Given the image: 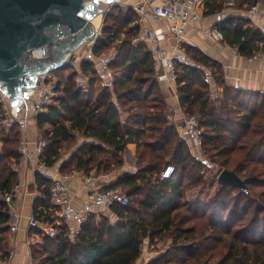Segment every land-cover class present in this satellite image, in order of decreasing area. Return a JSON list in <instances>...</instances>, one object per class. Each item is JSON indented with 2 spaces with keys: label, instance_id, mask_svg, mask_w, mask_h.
<instances>
[{
  "label": "trees",
  "instance_id": "1",
  "mask_svg": "<svg viewBox=\"0 0 264 264\" xmlns=\"http://www.w3.org/2000/svg\"><path fill=\"white\" fill-rule=\"evenodd\" d=\"M255 1L262 0H234V5L248 9ZM221 5L222 0H206V13ZM135 16L131 7L112 6L92 48L98 56L122 42L107 65L121 72L112 86L97 84L95 59L82 60L79 70L70 63L61 65L53 72L64 68L69 72L65 78L59 77L58 95L35 118L37 140L46 141L38 158L44 166L56 164L63 143H74V131L82 134L85 141L59 165L64 173L74 168L86 173L118 169L126 144L134 143L135 170L123 171L103 186L125 194L128 203H116L111 208L113 220L108 215L90 213L73 238L65 222L55 224L56 234L41 235L42 247L32 251L36 264H133L145 238L154 244L161 238L170 239L146 264H264V93L225 85L220 66L214 69L208 58L190 50L198 64L177 66L175 91L183 111L198 118L201 149L209 162L196 157L167 118L148 50L142 46L133 60L125 53V39L137 27L131 24ZM247 21L237 15L228 17L221 23V32L223 40L238 53L252 57L264 52L260 49L264 34H245ZM199 65L215 71L211 78L221 87L218 95H211ZM80 72L90 74L83 86L77 85ZM123 116L127 121L121 120ZM47 124L50 128L44 127ZM0 139L3 259L10 219L3 196L18 180L19 132L16 128L3 130ZM167 163L174 165V171L170 177L160 178V170ZM208 163L233 170L245 186L217 182L218 188L206 200H188L187 189L198 190L207 184L208 177L201 170ZM35 181L39 195L33 201V215L52 222V180L37 173ZM194 218L202 219L204 226L191 223Z\"/></svg>",
  "mask_w": 264,
  "mask_h": 264
},
{
  "label": "crops",
  "instance_id": "2",
  "mask_svg": "<svg viewBox=\"0 0 264 264\" xmlns=\"http://www.w3.org/2000/svg\"><path fill=\"white\" fill-rule=\"evenodd\" d=\"M140 0H113L115 4L125 9L132 6L134 3ZM152 2H157L159 0H150ZM222 0L221 8L213 11L211 13H206V0H198L193 10L196 12L199 17L193 19L186 26V32L184 37L182 38L183 47L186 49L187 54V63L190 64H198L196 60H194L190 56V50H194L200 53L202 57L208 58V61L212 64H215L213 68H216V65L220 66L222 73V83L232 88L246 89L254 92L264 93V56H252L247 57L240 53H232L230 52L227 44L223 39L219 40L214 38L211 35V29L217 28L221 29V23L232 16H240L248 18L247 23L244 25L245 34L254 37L256 33L260 32L264 34V17H260L256 14H251L248 9H243L239 7H234V0ZM261 4L263 1H260ZM105 1L99 0L97 7H99L100 12L97 13L93 19L91 20L92 26L99 25V21H102L103 10L108 6ZM256 15V16H255ZM150 24V26H155L156 23L153 21L146 22ZM139 27L137 25L136 28L131 29L129 32L128 38L125 39L123 44V48L125 50L126 55L129 59H134L142 46H144L139 41ZM122 42L119 40L118 46H121ZM174 45L173 41L168 42V46L172 47ZM85 48V42L80 43L77 47L70 50L63 63H70L76 70H79V63L74 60L78 58V56L82 55ZM47 58V57H44ZM204 70V74H208L211 72L210 67H205L204 65H199ZM160 69V66H154V69ZM212 68V67H211ZM209 71V72H208ZM214 71V70H213ZM59 72L63 73V75L68 73V69H60ZM79 73L78 79L85 75ZM88 76V75H87ZM89 77V76H88ZM61 78V77H60ZM210 76L206 77L210 92L212 95L215 93L219 94L221 87L214 82V80L209 79ZM158 85L160 87V92L163 96L164 102L166 103L167 110V118L171 123H173L178 131L180 130V120L182 116V107L180 106L178 95L175 91V82L173 80H158ZM172 86V87H171ZM37 94L36 92V81L35 85L29 92L27 97H24L22 100L18 102V107L15 106L14 101L5 96V101L8 109L14 114L23 115L25 113L31 112V100ZM17 129V128H16ZM18 130V129H17ZM0 130V134H1ZM5 131V130H4ZM19 132V141L21 144V132ZM25 135L30 140H36L39 135V130L36 127L35 121L31 120L28 122V126L25 132ZM89 140V139H86ZM85 140L83 139V142ZM2 142L0 139V146ZM20 147V145H19ZM135 152L136 146L134 143L126 144V151L123 156V163L121 167L118 169H114L111 171H103V172H95L91 171L90 174L96 176V183L98 186L103 188V186L111 184L117 174L123 171H133L135 170ZM59 164H54L52 166H44L38 160L34 159L29 162H24L20 158L18 169V180H17V192L16 196L11 200L9 204L10 212H16L19 215L18 219V227L14 232L6 231L7 233V253L4 255L5 264H36V260L33 258V249L34 247L41 248L43 245L42 237L40 232L36 230H28L26 228L29 217L33 214V201L34 198L39 195V190L37 183L35 181V176L37 173L41 174V176L48 177L52 180L54 177L63 176L68 174L69 172L60 171ZM81 170V169H80ZM101 174H106L103 176ZM68 188L72 194V200L74 205L81 206L86 196V188L83 184H80L76 178H68L67 180ZM102 209L95 210L93 213L98 216L102 213ZM110 213L111 210H109ZM50 215H54V213H49ZM109 215V214H106ZM113 215V214H110ZM109 215V216H110ZM114 217V215H113ZM69 230V235L73 238V225L71 222L65 223ZM154 243H150L147 238L144 239L141 252L138 258L134 261L133 264H146L147 261L157 256L160 251L153 249ZM11 252V255L8 256V252Z\"/></svg>",
  "mask_w": 264,
  "mask_h": 264
},
{
  "label": "built area",
  "instance_id": "3",
  "mask_svg": "<svg viewBox=\"0 0 264 264\" xmlns=\"http://www.w3.org/2000/svg\"><path fill=\"white\" fill-rule=\"evenodd\" d=\"M198 0H159L152 2L150 0H140L134 3L131 9L135 13V18L131 24L138 25L139 41L148 50L153 65L160 66V69L155 68V76L157 80H173L175 82V73L177 66L187 61V56L182 44V38L186 32V26L193 19L199 17L194 12L193 8ZM255 1L249 8L251 14L264 17V0ZM112 7L110 3L104 10L102 21L99 25L94 26V34L85 41V48L82 55L74 61L81 62L84 59H95L97 64L107 66L118 53V47H112L107 52L101 53L98 56L93 54V46L96 43L97 37L100 35L103 27L105 15ZM153 21L155 26H150L146 22ZM211 35L219 40L223 39L221 30L217 28L211 29ZM173 41L172 47L168 46V42ZM230 52L238 53L237 49L227 44ZM259 56H264V52L259 53ZM73 64V63H72ZM88 79L87 74L77 80L78 86H83ZM59 78L55 76L53 71L45 72L37 76L36 92L31 100V112L23 115L12 113L6 104L5 96L0 91V130L8 131L12 128H17L21 132V144L19 147L20 158L24 162H29L34 159L38 160L39 154L44 150L46 141L30 140L26 137L25 132L28 122L35 121L36 116L44 111L47 105L58 95ZM172 87V86H171ZM199 121L195 114L182 111L180 120L179 136L185 140L190 151L196 157L202 156L201 149V132ZM39 161V160H38ZM174 171V165L167 163L160 170V178H168ZM103 175V174H101ZM103 176H106L104 174ZM76 178L80 184L86 188V196L81 206H76L72 200V194L68 188L67 179ZM95 175L86 173L80 169H72L68 174L54 177L49 188V197L51 203L55 207L54 219L50 221H42L33 214L29 217L26 228L28 230H36L47 236L56 234L55 224L60 222H71L73 225V234L75 235L83 221L87 216L95 210H111L116 204L126 205L128 197L120 193L116 189H103L96 183ZM17 182L11 190L4 194L3 200L8 206L10 219L7 222L8 229L14 232L18 227L19 215L16 212H10L9 204L16 196ZM11 252H8V256ZM6 261L1 259L0 264H5Z\"/></svg>",
  "mask_w": 264,
  "mask_h": 264
},
{
  "label": "water",
  "instance_id": "4",
  "mask_svg": "<svg viewBox=\"0 0 264 264\" xmlns=\"http://www.w3.org/2000/svg\"><path fill=\"white\" fill-rule=\"evenodd\" d=\"M98 1L0 0V91L16 107L38 75L66 64L67 53L94 34L91 20L100 12ZM217 182L245 186L229 169L219 172Z\"/></svg>",
  "mask_w": 264,
  "mask_h": 264
},
{
  "label": "rangeland",
  "instance_id": "5",
  "mask_svg": "<svg viewBox=\"0 0 264 264\" xmlns=\"http://www.w3.org/2000/svg\"><path fill=\"white\" fill-rule=\"evenodd\" d=\"M232 2V0L230 1ZM234 7L236 8L237 6L234 5ZM256 16V15H255ZM262 17V16H261ZM100 23V21H99ZM123 34H121L120 38L123 39ZM261 46V45H260ZM262 49L261 51H264V45L261 46ZM107 52V51H106ZM97 68V77L99 78V80L97 81V84H108L109 86H112V82L119 78L121 76V72L117 71V70H113L112 68H109L107 66H103V65H100V64H96L95 66ZM69 72V71H68ZM209 72V71H208ZM215 71L212 70V72L208 73V74H204L205 77H208L212 75V73H214ZM88 75H90L88 72L86 73ZM55 76L56 77H61V78H65L67 76V74L63 75V73L57 71L55 72ZM211 79V78H209ZM213 80V79H212ZM157 90L158 92H160V87L159 85L157 86ZM212 95V93H211ZM215 95H218V93ZM215 95H212V96H215ZM127 118H125V116L122 117L121 120H126ZM44 127H49L50 128V124H47V125H44ZM74 134V139L71 141V142H74L73 144L72 143H63L61 145V148L59 150V157L56 161V164H59L61 162H63L64 160H66L69 155H71V153L74 151V149L80 144L83 142V136L80 132H77V131H74L73 132ZM12 135V134H10ZM42 135V133L40 134ZM76 145V146H75ZM202 160L205 161V162H209V159L208 157L205 155V154H202L201 156ZM208 166L206 167H203V169L201 171H203V174L208 177V182L206 185H204V187L202 188H198L197 189H193V188H189L187 189L186 193H187V196L186 198L188 200H201V201H204L206 200L210 195H212L216 189L218 188L219 184L217 183V175L219 174V172L221 171L220 167L217 165V164H207ZM118 189V188H117ZM121 191V190H120ZM123 192V190H122ZM125 193V192H123ZM101 214H112L110 213L109 210H105V211H102ZM108 215V216H109ZM111 218V220H113V215H110L109 216ZM191 223H195L197 224L198 227L200 226H204L203 225V220L200 219V218H194L190 221ZM170 239H164L161 238L159 239L155 244H154V247L153 249H156L158 250H161L164 248V245L166 244L167 241H169Z\"/></svg>",
  "mask_w": 264,
  "mask_h": 264
}]
</instances>
